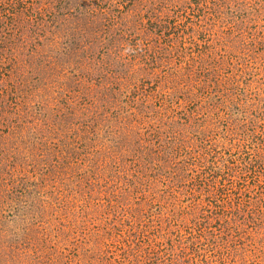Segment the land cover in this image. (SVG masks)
Instances as JSON below:
<instances>
[{
  "label": "rangeland",
  "instance_id": "1",
  "mask_svg": "<svg viewBox=\"0 0 264 264\" xmlns=\"http://www.w3.org/2000/svg\"><path fill=\"white\" fill-rule=\"evenodd\" d=\"M0 264H264V0H0Z\"/></svg>",
  "mask_w": 264,
  "mask_h": 264
}]
</instances>
